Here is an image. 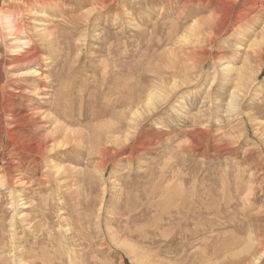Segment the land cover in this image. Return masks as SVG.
<instances>
[{
  "label": "rangeland",
  "instance_id": "374dc122",
  "mask_svg": "<svg viewBox=\"0 0 264 264\" xmlns=\"http://www.w3.org/2000/svg\"><path fill=\"white\" fill-rule=\"evenodd\" d=\"M28 40L37 93L12 103L79 151L25 169L4 149L0 264H264V0H0V101Z\"/></svg>",
  "mask_w": 264,
  "mask_h": 264
},
{
  "label": "bare ground",
  "instance_id": "6f19581e",
  "mask_svg": "<svg viewBox=\"0 0 264 264\" xmlns=\"http://www.w3.org/2000/svg\"><path fill=\"white\" fill-rule=\"evenodd\" d=\"M217 6V5H216ZM219 8V7H218ZM252 8V7H250ZM225 9V10H224ZM226 8H219L218 9V12H219V17L218 19L219 20H215V23L210 26H212V30H214V32H219L220 31V26H221V21H222V18L225 17L226 19V16L228 15V13H226ZM249 11V10H248ZM251 11V10H250ZM249 13V12H248ZM232 15V14H231ZM236 17V16H235ZM240 17V16H239ZM229 18V16H228ZM224 19V20H225ZM230 19V18H229ZM214 22V21H213ZM226 22V21H224ZM201 24V23H200ZM224 24V23H223ZM201 28L204 26L200 25ZM208 26V25H207ZM206 28V25L204 26ZM214 27V28H213ZM201 28H199L200 30H202ZM209 28V27H207ZM222 28V27H221ZM205 30V29H204ZM213 32V33H214ZM209 37V36H208ZM211 37V36H210ZM16 43V42H15ZM36 43V42H35ZM35 43L33 40H28L27 42H25V45L28 49L30 50H26V51H21V52H17L16 56L12 57V61L13 63H10L9 65L14 67V70L12 69V76L13 74L15 76L17 75H20L16 72L15 70V67L16 66H27V65H36V64H40V63H43L42 62V58L41 56H39L36 52L34 51L33 49L35 48ZM24 44V43H23ZM39 47V46H38ZM39 49V48H38ZM5 54V53H4ZM3 55V53H2ZM1 56V55H0ZM5 57L7 56V54L4 55ZM4 57V58H5ZM9 57V56H8ZM43 57V56H42ZM8 60V59H7ZM3 61V58L0 59V63ZM8 62V61H7ZM8 64V63H7ZM4 65L6 67V62H5V59H4ZM9 66V67H10ZM11 73V72H10ZM22 73H25V74H21L20 76H17V77H13L11 78L9 81H7V84L6 86H4V90H3V95L2 96V99L0 101V119H1V114H5L8 116V119L6 118L4 121H0V159L3 160L5 166V168H8L9 170H12V169H15L13 164L9 162V160L6 158V154H3L5 152L4 149H7L9 146H10V143L11 145L13 146V151H17L16 152V155H17V158H18V163H19V167H22V168H25V169H32V168H38L39 167V160H49V159H53V158H57V157H62L61 159H68L70 158L71 156V152L73 151V147L72 146H69V144L72 143V136H76V133L77 132H74V133H71L72 131L69 130L68 128L64 127L61 122H58L60 124H57L55 127L53 126L54 130L52 132H49L48 134L46 135H36V133H34V130L32 129L33 125H35L37 123V120H29V119H26V116L27 115H24L22 114V109L18 108L17 105L12 101L13 100H16L18 101V98H25L27 101H30L32 102V100L34 101V99L32 98L33 95L35 94H32V96L30 95V93H32L31 91L34 90L33 92L34 93H37L35 91V89H32V90H28L26 88V82H21V81H28L27 78H30L31 80H35L37 79V74H38V70H31L30 72L26 73V72H22ZM43 73V72H42ZM40 74V73H39ZM41 75V74H40ZM41 78V77H40ZM29 79V80H30ZM8 84L11 86L9 89H6ZM44 84V83H43ZM36 85V84H35ZM13 86H17V92L21 94V96H17L15 94V92L13 91ZM130 86V85H129ZM175 86V85H174ZM31 87V86H30ZM34 87V85H33ZM36 88V87H35ZM127 90V89H126ZM125 90V91H126ZM177 90V89H176ZM7 91H13L12 94L8 93ZM61 92V90H59ZM57 92V90H56ZM41 93V92H40ZM155 93V94H154ZM153 95L150 97V103L149 104H152L156 98H159L161 96V94H159V92H154ZM57 94V93H56ZM63 94V93H62ZM61 94V95H62ZM128 94V92H127ZM55 95V94H54ZM60 94H58L59 96ZM134 95V94H133ZM37 97V96H36ZM133 97V96H132ZM55 96H54V101H55ZM59 99V98H58ZM57 100V99H56ZM60 101V99H59ZM140 101V100H139ZM54 104V103H53ZM61 104V102H60ZM132 104V103H130ZM147 104V103H146ZM56 106V105H55ZM132 106V105H131ZM150 106V105H149ZM19 107H21V105H19ZM64 107V106H63ZM147 107H148V104H147ZM22 108V107H21ZM51 108H52V105H51ZM130 108V107H129ZM54 109V108H53ZM67 109V108H66ZM146 109V108H145ZM131 110V109H130ZM54 112L56 113V111L54 110ZM71 112V111H70ZM127 112V111H126ZM114 113V112H113ZM151 113V112H150ZM154 113V112H153ZM122 114V113H121ZM124 114V113H123ZM113 115V114H112ZM136 115V114H135ZM56 116L58 117V115L56 114ZM124 116V115H123ZM49 118V117H48ZM51 118V117H50ZM56 118V117H55ZM64 118V117H63ZM68 116L65 117V119L67 121L68 120ZM137 118V117H136ZM3 119V118H2ZM26 119V120H24ZM44 119V118H42ZM41 119V120H42ZM54 119V118H53ZM61 119V118H60ZM73 119V118H71ZM75 119V118H74ZM63 120V119H62ZM82 120V119H81ZM39 121V120H38ZM61 121V120H60ZM73 121V120H72ZM71 121V122H72ZM83 121V120H82ZM65 122V121H64ZM62 122V123H64ZM57 123V122H56ZM55 123V124H56ZM117 123V122H116ZM116 123H110L109 126L103 128V132L99 133L98 134V138L100 140L104 139L105 140H111L110 142V145L111 143L116 146V147H120L122 144L119 143V138H114L115 134L117 133V131L122 127H119L121 125V123H119V126L118 124L116 125ZM70 124V123H68ZM67 124V125H68ZM72 124V123H71ZM66 125V124H65ZM45 126V125H44ZM40 130V129H39ZM64 131L65 133V136H64V140H56V136L59 135V133H61V131ZM100 130V129H99ZM47 131V130H46ZM47 131V132H48ZM84 131V130H83ZM80 132V131H79ZM99 132V131H98ZM86 133V132H85ZM41 134V133H40ZM84 135V134H82ZM89 135V134H88ZM78 136V134H77ZM76 136V137H77ZM81 136V135H80ZM87 136V135H85ZM100 136V137H99ZM79 137V136H78ZM83 137V136H82ZM61 138V136H60ZM62 139V138H61ZM79 140H81V137L80 139L79 138H76ZM84 139V137H83ZM83 139L82 141H77L78 144L80 142H83ZM91 139V138H90ZM89 139V140H90ZM96 139V138H95ZM129 139H131L130 137H126V141L128 142ZM196 140V139H195ZM194 140V141H195ZM92 142V139L90 140ZM132 141V140H131ZM76 142V145H78ZM107 142V141H106ZM198 142V141H197ZM196 142V144H197ZM200 143V142H198ZM84 144V143H83ZM72 145V144H71ZM111 145V146H107L109 148H104L106 150V155L108 156V160H112L113 159V156L114 154L116 153L115 152V148L114 146ZM80 146V145H79ZM84 147V146H83ZM82 147V148H83ZM75 148V147H74ZM77 149V148H75ZM80 149V148H79ZM97 148H95L96 150ZM78 150V149H77ZM98 150V149H97ZM117 150V149H116ZM75 151V150H74ZM79 151V150H78ZM75 153V152H74ZM80 153V152H79ZM104 154V152H103ZM117 154V153H116ZM76 155V153H75ZM74 155V156H75ZM82 155H84L82 153ZM102 155V154H101ZM10 156V155H9ZM81 156V155H80ZM76 157V156H75ZM101 157V156H100ZM107 158V157H106ZM11 159V158H10ZM59 159V158H57ZM73 159V158H72ZM77 159V158H76ZM14 160V159H13ZM16 161V160H15ZM80 161V159H79ZM46 162V161H45ZM44 162V163H45ZM54 162V160H53ZM81 162V161H80ZM47 163V162H46ZM57 163V162H56ZM3 164V165H4ZM61 164V163H60ZM43 165V164H42ZM59 166V164H57ZM16 167V166H15ZM52 168V167H51ZM67 168V167H66ZM65 168V169H66ZM24 169V170H25ZM69 169V168H68ZM67 169V171H69ZM38 170V169H37ZM53 170V169H52ZM56 171V170H55ZM58 171H63L62 170H59L57 169V173ZM73 171V170H72ZM78 171V170H77ZM8 172V171H7ZM22 172V170L20 171ZM75 172V171H74ZM79 172V171H78ZM76 173V172H75ZM75 173H72L71 174H75ZM55 174V173H54ZM59 174V173H58ZM78 174V173H77ZM24 175L26 174H23V177H25ZM11 176V175H10ZM29 176V175H28ZM42 176V175H41ZM58 176V175H57ZM68 177V175H66ZM78 176V175H77ZM21 177V175H20ZM49 177V175H48ZM54 177V175H53ZM56 177V176H55ZM63 177V176H62ZM79 177V176H78ZM6 178V177H5ZM32 178V177H31ZM60 178V177H59ZM65 178V177H64ZM70 178V177H69ZM77 178V177H76ZM75 178V179H76ZM17 180V179H15ZM22 180V179H21ZM59 180V179H58ZM48 181L50 182V179H48ZM9 182V181H8ZM11 183V182H10ZM16 183V181H15ZM28 183V182H27ZM8 184V183H7ZM31 184V183H30ZM11 185V184H10ZM20 185V183H19ZM25 185V184H24ZM32 185V184H31ZM29 186V185H28ZM51 186V185H50ZM13 187V186H12ZM14 188V187H13ZM51 188V187H49ZM13 193V192H12ZM12 196V195H11ZM23 197V196H22ZM15 200V199H14ZM22 200V199H21ZM39 207V206H38ZM41 210V208H40ZM39 210V212H40ZM40 216L42 214H39ZM43 216V215H42ZM41 216V217H42ZM67 219V218H66ZM66 219H64L66 221ZM43 220V219H42ZM41 220L39 219V222ZM63 222V221H62ZM69 224V223H68ZM41 226V224H40ZM35 227V226H34ZM37 227V226H36ZM42 228V226L40 227ZM44 229V227H43ZM66 229V228H65ZM38 230V229H37ZM36 230V231H37ZM67 230V229H66ZM35 231V232H36ZM260 230H257V232H259ZM38 232V231H37ZM69 233V232H68ZM45 240V239H44ZM43 240V241H44ZM45 243V242H44ZM251 243V242H250ZM249 243V245L251 246V244ZM48 248V247H47ZM49 249V248H48ZM75 251V250H73ZM28 252V251H27ZM36 252V251H35ZM39 252V251H38ZM34 254V252H32ZM37 253V252H36ZM44 255H47V257L43 258V262L46 263V261L49 259L51 260V264H55L54 261L52 260V258L54 259V255H52L51 251H47V250H44L43 251ZM26 254V253H24ZM55 254V253H54ZM30 255V254H29ZM35 255V254H34ZM26 256V255H25ZM31 258V257H30ZM24 260V261H23ZM21 261L22 264H28L27 260L23 259ZM20 262V261H19ZM31 262V261H30ZM39 262V261H38ZM37 262V263H38ZM33 264V263H32Z\"/></svg>",
  "mask_w": 264,
  "mask_h": 264
}]
</instances>
